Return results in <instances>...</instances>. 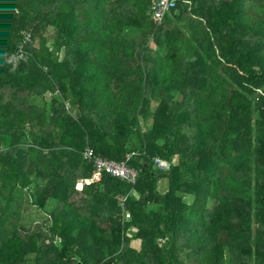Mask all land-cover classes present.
Masks as SVG:
<instances>
[{"label":"trees","instance_id":"1","mask_svg":"<svg viewBox=\"0 0 264 264\" xmlns=\"http://www.w3.org/2000/svg\"><path fill=\"white\" fill-rule=\"evenodd\" d=\"M78 262L264 264V0H0V264Z\"/></svg>","mask_w":264,"mask_h":264},{"label":"built area","instance_id":"2","mask_svg":"<svg viewBox=\"0 0 264 264\" xmlns=\"http://www.w3.org/2000/svg\"><path fill=\"white\" fill-rule=\"evenodd\" d=\"M176 1L177 0H149V9L153 21L159 22L167 12L175 7ZM30 41V34L28 32L23 33V39L18 44L17 49L11 52L6 60L9 62L25 60V51L22 49V47L23 44ZM132 154L133 152L126 153L124 160L116 161L113 159L105 158L101 155L94 154V151L91 148L87 147L83 151V156L87 160L92 161L93 171L90 177L77 180V187H80L82 184H89L91 182L98 181L102 173H107L113 177H117L121 180H124L126 183L134 184L137 179L138 170L135 167L129 166L127 164V160ZM154 163L159 169L167 170L169 169L170 164L174 163V161L173 158L171 159V161H168L167 159L155 157ZM125 198L126 196L123 197L120 206L124 218L128 219L130 217V213L124 207L123 201L125 200Z\"/></svg>","mask_w":264,"mask_h":264},{"label":"rangeland","instance_id":"3","mask_svg":"<svg viewBox=\"0 0 264 264\" xmlns=\"http://www.w3.org/2000/svg\"><path fill=\"white\" fill-rule=\"evenodd\" d=\"M173 161L175 162L176 160H175V157L173 158Z\"/></svg>","mask_w":264,"mask_h":264},{"label":"water","instance_id":"4","mask_svg":"<svg viewBox=\"0 0 264 264\" xmlns=\"http://www.w3.org/2000/svg\"><path fill=\"white\" fill-rule=\"evenodd\" d=\"M77 264H80L79 262Z\"/></svg>","mask_w":264,"mask_h":264},{"label":"clouds","instance_id":"5","mask_svg":"<svg viewBox=\"0 0 264 264\" xmlns=\"http://www.w3.org/2000/svg\"><path fill=\"white\" fill-rule=\"evenodd\" d=\"M8 9H9V7H8Z\"/></svg>","mask_w":264,"mask_h":264}]
</instances>
